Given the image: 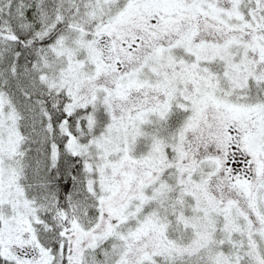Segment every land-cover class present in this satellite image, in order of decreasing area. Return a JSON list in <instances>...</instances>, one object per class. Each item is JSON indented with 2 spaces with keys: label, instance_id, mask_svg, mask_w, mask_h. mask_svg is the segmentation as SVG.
I'll return each mask as SVG.
<instances>
[{
  "label": "snow or ice",
  "instance_id": "6c2138e0",
  "mask_svg": "<svg viewBox=\"0 0 264 264\" xmlns=\"http://www.w3.org/2000/svg\"><path fill=\"white\" fill-rule=\"evenodd\" d=\"M0 264H264V0H0Z\"/></svg>",
  "mask_w": 264,
  "mask_h": 264
}]
</instances>
